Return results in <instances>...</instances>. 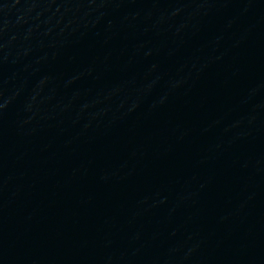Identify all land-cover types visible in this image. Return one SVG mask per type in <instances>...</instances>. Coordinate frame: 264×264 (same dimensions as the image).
Returning <instances> with one entry per match:
<instances>
[{
	"label": "water",
	"instance_id": "obj_1",
	"mask_svg": "<svg viewBox=\"0 0 264 264\" xmlns=\"http://www.w3.org/2000/svg\"><path fill=\"white\" fill-rule=\"evenodd\" d=\"M0 264H264V0H0Z\"/></svg>",
	"mask_w": 264,
	"mask_h": 264
}]
</instances>
